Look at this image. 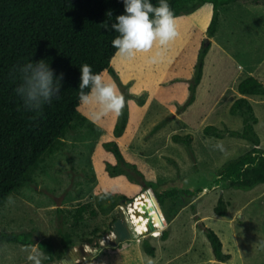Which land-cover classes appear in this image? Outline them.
Instances as JSON below:
<instances>
[{
    "label": "rangeland",
    "instance_id": "rangeland-1",
    "mask_svg": "<svg viewBox=\"0 0 264 264\" xmlns=\"http://www.w3.org/2000/svg\"><path fill=\"white\" fill-rule=\"evenodd\" d=\"M219 11L218 30L211 39L207 35L211 4L176 18L177 38L160 63L147 62L155 48L131 61L119 56L111 61L113 73L104 78L115 82L124 95L122 114L97 120L88 106L53 152L43 157L33 173V185L12 195L14 205L6 202L1 208L0 233L31 234L34 245L51 244L55 262L66 254L63 232L72 238L74 248L82 245L90 253L80 264H107L106 256L112 253L116 257L108 264H264V248L256 244L264 240V184L249 192L215 184L224 165L253 149L250 142L231 135L243 129L245 109L230 113L240 98L252 107L259 149L264 152V97L237 91L249 77L264 87V5L235 3ZM204 41L210 50L203 78L194 102L185 107ZM208 126L222 132L223 138L206 135ZM108 141L119 143L135 158L138 170L119 165L104 146ZM173 189L202 192L177 201L165 199L155 216L150 209L155 198ZM103 192L110 195L101 200ZM220 198L227 204L224 218L214 213ZM129 199L131 204L125 201ZM82 206L87 207L84 221L76 222V210ZM121 212L135 239L111 246L113 224ZM126 213L135 214L143 234L136 232ZM160 220L168 232L165 241L159 237L160 229L151 230ZM205 229L218 236L229 261L215 260ZM144 240L154 248V257L144 253ZM32 246L0 244V264H28L25 248Z\"/></svg>",
    "mask_w": 264,
    "mask_h": 264
},
{
    "label": "trees",
    "instance_id": "trees-1",
    "mask_svg": "<svg viewBox=\"0 0 264 264\" xmlns=\"http://www.w3.org/2000/svg\"><path fill=\"white\" fill-rule=\"evenodd\" d=\"M175 17L189 15L206 4L213 8L208 38H213L218 30L220 9L235 3L253 6L264 5V0H168ZM158 5V0H152ZM123 13L121 0H0V210L7 198L25 186L34 183L33 173L44 156L53 152L57 143L73 128V124L83 114L88 105L78 99L79 66L82 63L92 65L95 72L104 77L112 74L111 61L116 57L111 40L117 35L106 31L104 25ZM210 50L207 41L201 44L198 52L195 74L189 86V98L185 107L194 102L197 88L203 78L205 58ZM32 60H45L54 76L60 77L61 99L46 106L42 113L26 112L22 102L15 95L16 81L12 77L15 65ZM242 96H263L264 87L254 77L243 80L237 87ZM245 109L240 133L232 136L250 142L253 149L227 163L222 168L215 184L224 183L226 187L242 192H249L264 184V152L259 149L260 140L254 130L257 119L250 104L244 98L238 99L230 109L235 115ZM206 135L221 139L224 134L212 126L204 129ZM179 141V137L174 138ZM104 146L109 149L119 165L137 169L138 161L119 143L108 141ZM116 167V165H113ZM201 189L169 190L160 198H155L154 208L159 216V205L167 200H178L180 196L197 197ZM140 195L137 194L134 198ZM128 204L133 199L125 200ZM87 207L76 210V222L84 221ZM217 217L227 216V204L220 198L214 208ZM127 214V213H126ZM131 215L135 226L139 220ZM160 218V217H159ZM161 221V220H160ZM164 225V223L161 221ZM139 234H143L140 233ZM204 234L216 261L226 263L230 256L222 251V243L210 229ZM63 249L69 251L75 246L72 238L60 232ZM160 239L168 238L167 230L160 234ZM34 245L31 234L0 233V244ZM92 243V242H90ZM44 254L47 264L58 260L51 244L41 241L37 244ZM144 253L154 257V248L147 240L142 242Z\"/></svg>",
    "mask_w": 264,
    "mask_h": 264
},
{
    "label": "clouds",
    "instance_id": "clouds-1",
    "mask_svg": "<svg viewBox=\"0 0 264 264\" xmlns=\"http://www.w3.org/2000/svg\"><path fill=\"white\" fill-rule=\"evenodd\" d=\"M123 13L110 23L104 25L106 31L117 35L111 40L115 55L124 60H134L138 54L153 53L147 57L149 64L160 63L169 45L177 38L176 17L168 0H121ZM78 99L92 108L97 120L112 115L119 118L125 108V97L115 82L106 81L104 76L93 70L92 65L82 63L79 66ZM12 77L16 81L15 95L22 102L26 112L39 114L46 106L61 99L60 77L54 76L45 60L15 65ZM110 194L103 192L99 199L104 200ZM7 204H15V198L9 196ZM258 247L264 248V240H259ZM38 245L25 248L28 264H43L44 254Z\"/></svg>",
    "mask_w": 264,
    "mask_h": 264
},
{
    "label": "water",
    "instance_id": "water-1",
    "mask_svg": "<svg viewBox=\"0 0 264 264\" xmlns=\"http://www.w3.org/2000/svg\"><path fill=\"white\" fill-rule=\"evenodd\" d=\"M60 200L57 201V207L59 208L60 205ZM150 209L152 213L156 216V210L150 206ZM159 220V218H158ZM202 228V222L199 223ZM160 229L161 232L164 231V228H162L161 222L159 221L157 223V226L153 225L151 226V230L155 229ZM112 235H113V240L111 241V244L113 246H118L122 243L130 242L133 241L135 238L132 234V232L128 228V224L124 218V214L121 212L119 219H117L114 224H113V229H112ZM90 256V253L86 250L84 246H78V247H73L69 251L66 252L64 258L60 262H53L50 264H79L81 260H85Z\"/></svg>",
    "mask_w": 264,
    "mask_h": 264
},
{
    "label": "crops",
    "instance_id": "crops-1",
    "mask_svg": "<svg viewBox=\"0 0 264 264\" xmlns=\"http://www.w3.org/2000/svg\"><path fill=\"white\" fill-rule=\"evenodd\" d=\"M130 220H131V218H130ZM132 222V221H131ZM134 226V225H133ZM135 227V229H136V232L139 234V231H138V229H137V227H136V225L134 226ZM162 233V232H161ZM111 246H113L112 244H111ZM125 254H126V252H124V256H125ZM130 254H126V256H129ZM116 257V255H114L113 253L112 254H107V256H106V260H107V264H108V261L111 259V258H113V257ZM80 264V263H79Z\"/></svg>",
    "mask_w": 264,
    "mask_h": 264
},
{
    "label": "bare ground",
    "instance_id": "bare-ground-1",
    "mask_svg": "<svg viewBox=\"0 0 264 264\" xmlns=\"http://www.w3.org/2000/svg\"><path fill=\"white\" fill-rule=\"evenodd\" d=\"M144 237V236H143Z\"/></svg>",
    "mask_w": 264,
    "mask_h": 264
}]
</instances>
